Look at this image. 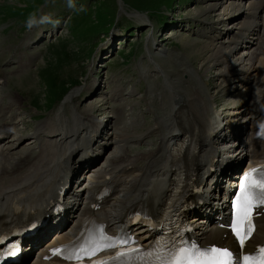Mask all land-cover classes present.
Returning <instances> with one entry per match:
<instances>
[{"label":"rangeland","instance_id":"obj_1","mask_svg":"<svg viewBox=\"0 0 264 264\" xmlns=\"http://www.w3.org/2000/svg\"><path fill=\"white\" fill-rule=\"evenodd\" d=\"M45 1L0 0V12L8 17L25 15L27 19H31L37 13V8L43 5ZM85 1L80 0V3L83 4ZM216 1L217 6L214 11L202 14L200 10L213 5ZM221 1L223 0H87L88 5L82 11H72V14H76L72 15L67 22L62 37L53 41L55 38L53 36L51 40L52 44L40 42L34 45L35 47L37 45L40 49L39 53H33L35 49L27 51L21 48L25 40L32 39L30 29L22 28L18 30L21 27L20 23L12 19L8 20L5 24L11 25V27L5 34H0V61L4 59L3 64L9 61L13 54L16 55L21 51L26 54L23 55V58L25 56L24 59L21 58L23 59L22 61L28 59L31 66L20 73L8 74L7 86L0 87L2 106H6L9 98H16L20 106H22L19 109H15L16 111L13 113L12 111L6 112V115H4L6 123L14 125V133L29 137L37 130L38 125L47 122V120L49 121L56 113L69 118L68 115L72 109L82 110V108L89 104H93V110L89 114L96 121L107 119L105 128L108 131L104 133H108V136L111 135L112 138H118L119 136L117 134L114 135L112 128L116 130L121 129L122 126L129 128L131 126L138 133H146L148 127L153 122H156L154 118L157 117V114L154 111L158 110L160 112L163 104L170 103L172 99L171 90L175 89V87L187 88L190 85L198 87L201 90L203 93L202 98L204 97L203 100L208 103V106H210L215 115L220 113L228 117L235 115L234 113L232 115L229 114L232 111L234 112L233 109L228 112L222 111L223 108L232 105L230 104V98L234 94H238L235 104L244 102L247 108L245 112H248L250 110V100L264 95V80L256 78L259 68L258 62H251L249 60L238 61L237 59L240 56L235 55L240 53V51H236L237 54L233 55L235 56L234 59L227 60L233 66L229 80L225 84L221 83V68L215 65V62H210L211 50L217 44L215 41L212 42L213 44H209V40L206 37L211 36L210 34L219 28L228 27L232 29L236 27V22L228 24L221 22L223 18H228L236 11L235 8L231 12L226 11L225 7L223 8L220 5L223 3V5L226 4L225 6H227L228 3L225 0L224 2ZM165 7L169 9H164ZM246 8H240L244 12L241 15L242 19L247 13ZM161 11L163 14L169 11L168 14L172 15V18L168 17L167 21L172 24L171 33L173 34V37L169 39L163 40L158 37L155 39V41H159L155 49H161L165 53L162 58L156 56L155 50H152L149 54V59H147L146 52L141 50V42L145 35L150 32V28L144 27L137 28V30L133 29V36L130 39H126L121 52L119 50L112 52V59L110 61L107 62L106 60L107 63L105 64L104 62L97 61V58H99L98 51L104 45L102 42L105 35L101 33H108L111 28H118L120 30L128 22L133 24L132 27H138L142 20L147 22L146 19L150 20L153 25L161 28L162 24L158 25L162 20L159 15ZM55 14H57V8L52 7L49 10V15L53 16ZM167 21L166 24H170ZM184 23L186 26L181 28ZM5 24H1L0 29ZM226 30L227 28L225 30L219 29V31L223 32ZM113 31L111 30L110 32ZM94 32L97 35H101L94 41L91 59L86 60V56L85 59L83 58L79 62H72V59L81 58L85 55V45L87 43L88 47H91L92 41L90 40L95 35ZM236 33H238L237 30L234 34ZM254 34V32H250L247 38L254 41ZM214 38L216 36L213 34L211 39ZM116 39L114 38L113 41ZM220 40L222 43L224 39L220 38ZM47 43L51 44L50 48L45 58L41 60L40 58L44 55ZM66 44H69L68 48ZM243 45L247 47L248 53L244 56L247 57L251 50L248 49L247 44ZM127 54L129 55L127 61L121 63ZM150 60L159 66L162 75L150 64ZM240 62L241 65H239ZM2 64L0 66V75L4 72ZM236 65H239L240 68ZM250 65L253 66V72L246 77L247 83V80L241 79L243 77L240 76L243 75L241 74L242 69L247 70ZM11 66L10 71L17 68L13 64ZM99 66L103 68L100 69ZM235 66L237 68H234ZM35 67L38 68H36L34 77L32 72ZM164 74H166V77H170L171 80L176 81V83L174 82L176 86L171 88L168 82L163 84ZM71 78L75 80L74 84L79 82V87L72 88L70 99L64 100L62 104L58 102L54 103L67 89L66 85L71 83ZM262 78L264 79V77ZM96 82H98L97 89L94 90L92 95L87 89ZM90 83L92 85L87 87ZM114 86H118L120 97L117 94L110 96V90ZM237 87L238 90L233 94V91ZM112 91L116 93L117 89L114 87ZM262 101H264V98ZM29 103L35 108H31ZM261 112H263L262 109ZM254 113V111H250V114ZM241 116H244V114L239 115L236 119ZM133 119H136L135 126L132 123L130 124ZM114 123L116 127H114ZM102 138L107 139L109 137L104 136ZM101 141L103 142V140ZM14 142H16L15 139ZM43 142L45 143V141ZM130 142L137 143L135 139H130ZM154 142L152 141V143ZM23 144L12 150V153H17L21 149H30L34 146L33 144L26 146L25 141ZM147 147V145L142 146V148ZM24 151L28 152L29 150ZM116 152L117 150L114 149V145L110 146L104 158L110 156L111 153V156H113ZM131 154L133 153L131 152ZM162 161L155 158V163H162Z\"/></svg>","mask_w":264,"mask_h":264},{"label":"bare ground","instance_id":"obj_2","mask_svg":"<svg viewBox=\"0 0 264 264\" xmlns=\"http://www.w3.org/2000/svg\"><path fill=\"white\" fill-rule=\"evenodd\" d=\"M225 1H228L227 6H225L226 4L223 5V3H221L220 6L223 8L225 7L226 11L231 12L234 8L236 9L228 20L234 18V16L238 17L243 15L244 12L240 9L242 3L246 4L247 13L244 15L243 19L238 22V28H240L237 29L238 33L234 34L230 30L224 32L215 31L214 35L216 38L209 39V42H213L220 38L224 40H222V43L219 42L218 46L214 49H210V62H215V65L221 68V83L225 84L226 81L229 80L233 66L232 64L230 65L227 60L234 59L236 56L233 49L238 45L247 44L248 49L251 51H249L247 57H238L237 60L258 62L259 68L256 78H261L263 81L264 0ZM216 6L217 1L214 2L213 5L200 11H202V14L209 13L214 11ZM258 18H260V23ZM250 32L255 33L254 41L247 38ZM239 65H241V62ZM239 65L236 66L240 68ZM236 66L234 68H237ZM252 72V65H250L247 70L242 69L241 74L243 75L240 74V77L243 78L241 79L245 80ZM166 81L170 84L171 88L176 86V84L174 85L176 81L171 80L170 77H167ZM241 82L240 84H242ZM88 89L91 90L92 88ZM237 90L238 87L233 91V94ZM117 92L118 91H116V93ZM202 96L203 93L201 90L191 85L183 89L180 87L172 89L171 98L173 100L169 104H163L160 112L158 110L154 111V113L157 114V117L154 119H156L158 124L154 122L153 128L152 126L149 128L151 129L150 133L157 136V146L144 152L141 151L135 155L130 154L127 144L131 143L130 139H135V141H137L138 139L144 138L146 135H140L142 133L138 134V132L133 131L129 125L131 128L130 131L127 126H123L121 129L116 130L114 128V133L119 136L118 138L109 137L105 139L97 137L96 134L100 122H93L91 119L89 115L92 108L91 104L84 107L82 110L73 109L71 124L67 123V119L55 115L53 119L51 118V121L47 120L48 122L43 123L38 128V130L46 134L42 136V140L45 141V143L42 141V146L37 152L32 150L25 152L22 150L13 158V155L9 153L10 150H12L11 148H0V211L13 214L14 209L17 208L15 205L16 203L27 208V211L33 210L34 208H31L33 206L38 207L40 205L45 206L49 204L55 199L59 189L64 186L71 166H75L76 158L80 152L92 151L91 146H95V153H98L111 144H113L114 149L117 150L116 154L105 159V162L103 161V168L91 179L92 182L88 188L82 191L84 195L87 194L90 189L94 188L96 184L100 182H109L115 185L117 189L116 193L111 198L113 203L115 202L125 207L134 200H140V197L147 193L146 204L148 207H152L156 200L155 189H157L158 195L164 189L162 195L157 199L158 202H162L165 192L169 187V180L173 175V148L178 143L184 141H192L196 144V149L191 154L188 162L195 172V181L198 184L204 182L203 187L209 191V182L215 179V175L220 168V164L215 161L214 146H217V144H212L211 141L208 140L209 137H214L218 134V128L216 127L218 119L211 117V113L206 108V103L202 99ZM237 97L238 94H234V96L230 98V104L234 105L237 101ZM263 98L264 95L257 96L253 100L257 99L256 101L262 106L263 112L261 113L264 115V104L262 105ZM250 102L256 105L255 101L250 100ZM14 106H16L15 109L19 106L15 98L10 100L5 107L0 106V112H4L5 110L10 111ZM240 107L238 110L236 108L234 114L242 110L243 105ZM133 123H136V121L134 120ZM2 127L3 126H0V129ZM100 130H104V127L102 126ZM184 133H187L186 138H182ZM33 137H35V135H33ZM48 138L49 140H47ZM101 140H103V142ZM15 141H19V138H16ZM51 144L52 146H50ZM49 147L53 148V150L49 149ZM160 154L162 155L160 156ZM155 158L163 160L162 163H155ZM53 161H61V164L64 165L63 169H60V166L57 164L51 165ZM49 178V182L45 184L46 179ZM76 179H78V177H76ZM207 180L208 183H206ZM92 183L94 184L92 185ZM13 187H15L14 190L8 191V189ZM213 188H215V186ZM77 196V194H71L67 198L68 200H75ZM67 202L64 204V208L69 215L73 206ZM76 211H79L80 214L84 213L85 206L82 205L72 213ZM200 235L204 237L205 243L211 241L210 236L212 233L210 229H202ZM69 237V235H65L62 241L69 239ZM263 237L264 224L255 231L253 241L257 242Z\"/></svg>","mask_w":264,"mask_h":264},{"label":"snow or ice","instance_id":"obj_3","mask_svg":"<svg viewBox=\"0 0 264 264\" xmlns=\"http://www.w3.org/2000/svg\"><path fill=\"white\" fill-rule=\"evenodd\" d=\"M253 172L256 171V169L252 170ZM252 175V173H249V177ZM245 179L247 180L248 177H245ZM253 187H259L261 189L262 192V196L260 199V203L264 204V183H259V184H255V185H247L246 186V191L253 188ZM250 210V209H249ZM250 223V221H249ZM234 231H236L237 236H240V230L239 228L235 229ZM248 231H251V229L249 228ZM241 243H243V238H241ZM230 254L227 251H221L219 249L213 248L207 252H199V256L200 257H209L211 256L212 258L210 259V261L208 262V264H226V261L224 260H219L216 259L217 256L219 257H228ZM262 264H264V262H262Z\"/></svg>","mask_w":264,"mask_h":264},{"label":"clouds","instance_id":"obj_4","mask_svg":"<svg viewBox=\"0 0 264 264\" xmlns=\"http://www.w3.org/2000/svg\"><path fill=\"white\" fill-rule=\"evenodd\" d=\"M33 23H35V21L30 19L29 22H28V26L31 27Z\"/></svg>","mask_w":264,"mask_h":264}]
</instances>
